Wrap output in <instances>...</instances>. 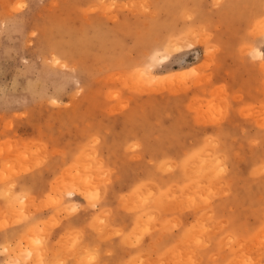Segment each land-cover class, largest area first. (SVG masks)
<instances>
[{"label":"rangeland","instance_id":"obj_1","mask_svg":"<svg viewBox=\"0 0 264 264\" xmlns=\"http://www.w3.org/2000/svg\"><path fill=\"white\" fill-rule=\"evenodd\" d=\"M264 0H0V264H264Z\"/></svg>","mask_w":264,"mask_h":264},{"label":"snow or ice","instance_id":"obj_2","mask_svg":"<svg viewBox=\"0 0 264 264\" xmlns=\"http://www.w3.org/2000/svg\"><path fill=\"white\" fill-rule=\"evenodd\" d=\"M256 55H259L261 59H264V52H262V53H256L255 50H254L253 51V58H255Z\"/></svg>","mask_w":264,"mask_h":264},{"label":"bare ground","instance_id":"obj_3","mask_svg":"<svg viewBox=\"0 0 264 264\" xmlns=\"http://www.w3.org/2000/svg\"><path fill=\"white\" fill-rule=\"evenodd\" d=\"M24 264V263H23Z\"/></svg>","mask_w":264,"mask_h":264}]
</instances>
